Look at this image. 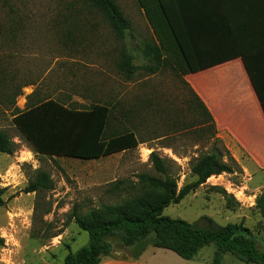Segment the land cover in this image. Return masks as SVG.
Returning <instances> with one entry per match:
<instances>
[{
	"label": "rangeland",
	"instance_id": "rangeland-1",
	"mask_svg": "<svg viewBox=\"0 0 264 264\" xmlns=\"http://www.w3.org/2000/svg\"><path fill=\"white\" fill-rule=\"evenodd\" d=\"M114 1L130 22L123 38L85 0H0V96L22 86L16 98L20 110L49 99L82 109L107 105L108 132L131 131L140 142L101 159L45 156L12 124L0 102V128L16 144L14 155L0 153V264H64L69 251L90 241L73 217L75 207L86 215L143 194L139 176H160L150 161L153 152L166 161L181 188L195 179L191 167L196 158L211 152L218 139L206 132V118L190 107L192 95L183 76L171 67L156 74L146 70L145 46L156 39L138 1ZM123 53L138 67L131 77L118 67ZM219 119L234 121L242 133L264 132L256 115ZM219 141L224 160L236 162L235 172L209 178L163 215L199 226L208 224L206 218L218 225L243 223L264 251V214L256 205L264 193V169L246 157L250 173L245 171L238 161L245 159L241 150ZM260 151L264 164V148ZM36 170L50 175L53 189L26 191ZM155 239L154 233L147 237L149 247ZM162 252L170 264H212L216 246L204 247L190 261ZM221 264L246 263L226 253Z\"/></svg>",
	"mask_w": 264,
	"mask_h": 264
},
{
	"label": "trees",
	"instance_id": "trees-1",
	"mask_svg": "<svg viewBox=\"0 0 264 264\" xmlns=\"http://www.w3.org/2000/svg\"><path fill=\"white\" fill-rule=\"evenodd\" d=\"M85 1L103 17L118 38H123L130 22L114 0ZM137 1L156 39L155 44L145 46V55L150 60L146 70L150 74L171 67L178 75L187 76L231 59L230 55L194 51L173 0ZM239 53L233 56L247 54ZM118 67L129 77L138 70L128 53L122 54ZM0 82H3L1 77ZM21 88L8 89L0 96V102L6 107L3 113L10 111L12 124L37 153L90 160L132 150L140 144L134 132H108L111 109L107 105L95 104L82 109L49 99L20 110L16 107V98L21 94ZM191 95L190 107L206 118L205 130L214 137L218 131L212 116L204 103ZM217 142L220 141L216 138ZM216 143L211 152L196 158L191 167L195 179L181 188L169 173L166 161L153 152L150 161L160 176H139L145 187L143 194L120 205L92 210L86 215H81L75 207L73 217L80 230L89 234L90 241L75 253L69 251L64 264H99L103 255L112 252L113 245L129 247L152 233L156 235L154 247L172 251L185 260L194 259L204 247L214 244L213 264H221L226 253H232L246 264H264V251L258 249L252 231L243 223L218 225L213 219L206 218L208 224L199 226L163 215L167 207L181 203L209 178L235 172L236 162L224 160ZM15 152V142L7 131L0 128V153L14 155ZM35 174V179L30 180L26 188L28 193L53 189L52 179L46 171L36 170ZM256 205L264 214V193L257 198Z\"/></svg>",
	"mask_w": 264,
	"mask_h": 264
},
{
	"label": "crops",
	"instance_id": "crops-1",
	"mask_svg": "<svg viewBox=\"0 0 264 264\" xmlns=\"http://www.w3.org/2000/svg\"><path fill=\"white\" fill-rule=\"evenodd\" d=\"M173 2L195 52L231 56L221 64L183 76L189 92L206 106L218 139L230 141L241 150L245 159L238 161L244 170L249 172L247 159L263 170L259 158L263 154L260 150L264 148V132L255 128L242 133L232 126L234 121L219 118L256 115L264 125V0ZM239 52L247 54L233 56ZM146 239L129 247L113 245L112 252L103 255L99 264H170L169 256L162 252L165 249L154 247L155 240L149 247Z\"/></svg>",
	"mask_w": 264,
	"mask_h": 264
}]
</instances>
